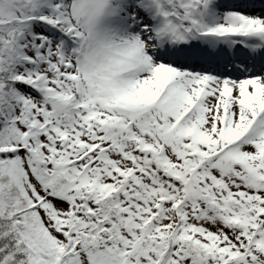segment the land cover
Returning <instances> with one entry per match:
<instances>
[{
	"label": "snow or ice",
	"instance_id": "obj_1",
	"mask_svg": "<svg viewBox=\"0 0 264 264\" xmlns=\"http://www.w3.org/2000/svg\"><path fill=\"white\" fill-rule=\"evenodd\" d=\"M0 264H264V0H0Z\"/></svg>",
	"mask_w": 264,
	"mask_h": 264
}]
</instances>
